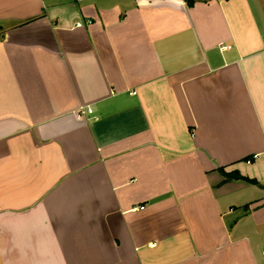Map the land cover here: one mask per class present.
Masks as SVG:
<instances>
[{
  "label": "crops",
  "instance_id": "crops-1",
  "mask_svg": "<svg viewBox=\"0 0 264 264\" xmlns=\"http://www.w3.org/2000/svg\"><path fill=\"white\" fill-rule=\"evenodd\" d=\"M0 264H264V0H0Z\"/></svg>",
  "mask_w": 264,
  "mask_h": 264
},
{
  "label": "built area",
  "instance_id": "built-area-1",
  "mask_svg": "<svg viewBox=\"0 0 264 264\" xmlns=\"http://www.w3.org/2000/svg\"><path fill=\"white\" fill-rule=\"evenodd\" d=\"M78 26H80V24H78ZM92 114H93V111L90 108H88V107H81L76 112V118L78 120H81L84 116H86V115H92Z\"/></svg>",
  "mask_w": 264,
  "mask_h": 264
},
{
  "label": "trees",
  "instance_id": "trees-1",
  "mask_svg": "<svg viewBox=\"0 0 264 264\" xmlns=\"http://www.w3.org/2000/svg\"><path fill=\"white\" fill-rule=\"evenodd\" d=\"M184 1V3H185V5L188 7V8H190V7H192L195 3H197V2H209V1H211V0H183ZM250 160H252V159H246V161H250ZM237 176V175H236ZM238 179L240 178L239 176L237 177Z\"/></svg>",
  "mask_w": 264,
  "mask_h": 264
}]
</instances>
